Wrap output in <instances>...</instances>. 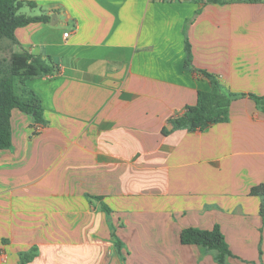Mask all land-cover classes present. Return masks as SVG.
Returning <instances> with one entry per match:
<instances>
[{"label": "crops", "instance_id": "0c3cea01", "mask_svg": "<svg viewBox=\"0 0 264 264\" xmlns=\"http://www.w3.org/2000/svg\"><path fill=\"white\" fill-rule=\"evenodd\" d=\"M19 1L50 21L0 43L60 71L27 82L47 125L13 110L0 150V264H219L181 242L216 224L227 264H264V112L246 97L207 131L171 123L210 90L198 71L264 95V0Z\"/></svg>", "mask_w": 264, "mask_h": 264}, {"label": "trees", "instance_id": "16d2710c", "mask_svg": "<svg viewBox=\"0 0 264 264\" xmlns=\"http://www.w3.org/2000/svg\"><path fill=\"white\" fill-rule=\"evenodd\" d=\"M208 1L210 3H225L228 0ZM25 5L32 8L36 7V4L31 2L0 0V39H8L17 43V29L31 23L50 21L48 16L27 17L20 15L19 11ZM186 49L189 56L186 65L190 67L192 63L190 45H187ZM59 71L60 67L54 64L51 58L44 59L28 51L13 54L10 59L9 70L6 72L0 70V150L11 149L13 145V110L17 109L30 115L34 127L40 128L47 125L41 99L28 87L27 82L39 77L53 75ZM198 72L210 80V90L198 91L197 104L188 106L183 115L172 119V130L207 131L215 124L227 122L232 103L246 97L256 104L257 109L264 112V95L225 92L214 75L206 71ZM163 133L169 134L170 131L164 130ZM250 193L252 196L264 197V184L253 187ZM96 199L102 198L97 197ZM106 210L110 212L109 208H106ZM260 214L264 223L263 203ZM181 242L184 245H197L207 251H215V258L219 264H227L228 258L234 257L220 226L217 224L212 230L194 227L185 228L181 232Z\"/></svg>", "mask_w": 264, "mask_h": 264}, {"label": "rangeland", "instance_id": "374dc122", "mask_svg": "<svg viewBox=\"0 0 264 264\" xmlns=\"http://www.w3.org/2000/svg\"><path fill=\"white\" fill-rule=\"evenodd\" d=\"M20 15H25V16H33V15H40L41 10L40 9H30L27 6H24L22 9L19 11ZM4 41H8V39H3ZM0 70L2 69L3 71H8L9 70V65H10V51L9 49L3 45V43H0ZM12 57V56H11ZM5 58V59H4ZM10 58V59H9Z\"/></svg>", "mask_w": 264, "mask_h": 264}, {"label": "built area", "instance_id": "2783aa9c", "mask_svg": "<svg viewBox=\"0 0 264 264\" xmlns=\"http://www.w3.org/2000/svg\"><path fill=\"white\" fill-rule=\"evenodd\" d=\"M64 35H65V37H68L69 33H65Z\"/></svg>", "mask_w": 264, "mask_h": 264}, {"label": "water", "instance_id": "95a60500", "mask_svg": "<svg viewBox=\"0 0 264 264\" xmlns=\"http://www.w3.org/2000/svg\"><path fill=\"white\" fill-rule=\"evenodd\" d=\"M53 18H54V17H53ZM51 23H52V25H55V24H56V23L54 24L53 20H52V22H51Z\"/></svg>", "mask_w": 264, "mask_h": 264}]
</instances>
